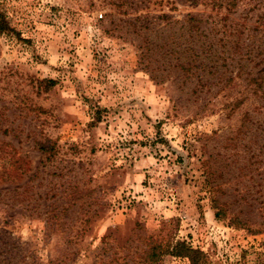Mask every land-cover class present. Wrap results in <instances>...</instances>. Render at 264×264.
Listing matches in <instances>:
<instances>
[{"label":"rangeland","instance_id":"obj_1","mask_svg":"<svg viewBox=\"0 0 264 264\" xmlns=\"http://www.w3.org/2000/svg\"><path fill=\"white\" fill-rule=\"evenodd\" d=\"M160 2L0 0V264H264V5Z\"/></svg>","mask_w":264,"mask_h":264},{"label":"trees","instance_id":"obj_2","mask_svg":"<svg viewBox=\"0 0 264 264\" xmlns=\"http://www.w3.org/2000/svg\"><path fill=\"white\" fill-rule=\"evenodd\" d=\"M160 1L163 2V0ZM239 1L248 3L250 6L253 5V8H261V6L264 5V0H229L228 5L236 7ZM162 17L166 18L168 21L170 20L166 14ZM172 23H174V21H172ZM201 23L202 21L200 19L192 16L186 21L188 26L187 28H189L190 31L200 30ZM14 31L15 30L11 27L7 17L0 12V34L14 33ZM257 80L259 81L260 79H254V82L258 83ZM258 87L261 88L262 83L258 84ZM214 208L216 209L215 217L217 220L225 219L227 217V213L225 212L226 210L223 209L217 201ZM234 219L235 221L232 222L234 224L239 221L237 218ZM168 255L188 258L191 264L206 263L204 261V254L201 251L194 250L187 246L185 242H176L174 245L168 244L166 246H164L162 243L151 242L147 245V248L141 252L140 264H156Z\"/></svg>","mask_w":264,"mask_h":264}]
</instances>
